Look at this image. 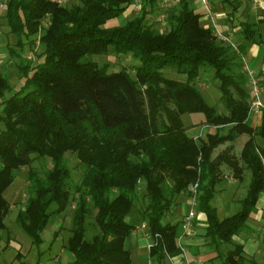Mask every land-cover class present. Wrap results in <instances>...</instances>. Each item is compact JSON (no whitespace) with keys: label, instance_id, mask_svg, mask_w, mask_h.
<instances>
[{"label":"trees","instance_id":"obj_1","mask_svg":"<svg viewBox=\"0 0 264 264\" xmlns=\"http://www.w3.org/2000/svg\"><path fill=\"white\" fill-rule=\"evenodd\" d=\"M136 1L134 16L120 25L104 26ZM155 4L156 0H78L68 7L55 0L3 1L2 18L8 33L16 36V46L32 44L40 33L44 48L36 63L17 66L21 86L9 96L5 92L11 86L0 73V230L10 211L4 192L26 167L28 196L15 219L32 245L41 243L49 220L74 201L65 244L73 259L67 264H134L126 242L135 224L126 217L140 183L146 198L140 218L152 240L147 256L153 264L183 256L178 244L181 224L163 218L178 204V196L189 193L190 183L198 182L197 208L205 221L200 235L212 245L229 243L246 228L264 193V143L257 142L264 140V109L253 125L243 87L246 74L233 73L235 63L242 65L240 55L217 42L212 28L200 25L199 13L186 0L179 1L176 13L167 14V31L154 32L147 20ZM234 10L231 5V13ZM240 26L244 40L254 42L253 24ZM237 47L243 55L245 45ZM9 51L14 52L10 47ZM109 51L139 59L133 76L125 68L107 72L105 65L83 61L87 55ZM165 67L175 68L189 82L209 67L219 81L226 112H217L193 86L165 79ZM186 113L201 114L202 123L226 130L207 132L205 139L197 140L186 131ZM242 134L248 138L238 157L230 148L212 156L219 145ZM67 152L83 169L77 183L72 181ZM38 158L51 161L42 175L31 166ZM239 160L250 172L246 193L239 208L220 219L212 204L220 166L226 165L240 179ZM52 205L56 207L50 209ZM90 205L97 233L87 240ZM244 260L240 243L233 244L222 263Z\"/></svg>","mask_w":264,"mask_h":264},{"label":"rangeland","instance_id":"obj_2","mask_svg":"<svg viewBox=\"0 0 264 264\" xmlns=\"http://www.w3.org/2000/svg\"><path fill=\"white\" fill-rule=\"evenodd\" d=\"M1 2V0H0ZM78 0H69L67 2V6H71L75 3H77ZM196 2V1H195ZM193 0H190V6L193 7L195 10L200 9V4L197 3L196 6L192 5ZM4 7H0V12H4ZM134 11V10H133ZM135 13L132 14L134 16ZM130 16V13L123 12L118 17H115L113 19L108 20L104 26H114V25H120L126 21ZM167 16V14H166ZM152 20L150 17L147 21L149 22ZM168 27V24L166 25ZM168 29V28H167ZM164 30V31H167ZM8 27L5 25V20L0 15V73L5 74L7 76L8 82L11 86V90L5 92V96H9L14 90L19 88L21 86V77L20 72L17 69V66L19 65H25V64H34L39 60V56L44 48V46L39 42L38 38L40 33L33 36V42L32 44H25L24 47L19 48L16 46V36L14 34L8 33ZM8 45V46H7ZM9 47L14 50V52L9 51ZM83 61H92L95 62L98 66L105 65L107 67V72H113L118 71L122 68H125L131 76L134 74V66L138 65L140 63L139 59L134 57L132 54H115L112 51H109L108 54L105 55H87L83 58ZM4 66H3V65ZM242 65L239 63H235L233 66V73L234 74H241L242 72ZM212 70L209 67H203L200 70V75L198 78H196L193 81H187V77L184 74H180L176 72V69L173 67H165L162 70V75L165 79L180 82L183 84H186L188 86H193L201 96L209 103L210 105H214L217 112H226L225 108L222 105V102L220 101V91H219V81L214 80L212 78ZM258 76L261 78L262 83L264 84V71H259ZM245 91L248 94V99H250V87L249 84L246 82L243 85ZM234 96L238 97L237 92L233 91ZM201 114H183L182 120L184 125L186 126V131L189 135L193 136L197 140H203L205 139V134L207 132L214 133L216 131L223 132L226 130L225 128H220L216 126H209L205 123H202ZM252 124L256 125L257 122L260 121L257 118L252 119ZM246 134H242L238 136L235 140L231 142L224 143L222 145H219L213 152L212 156H215L220 151L225 150V148H230V153L234 154L235 156H239L240 149L244 143V140L247 139ZM257 142L262 145L264 143L263 139L257 138ZM67 165L71 168V176L73 183H77L80 180L81 174H82V166L78 163L75 155L71 152H67L65 154ZM239 164L242 167V175L240 179H237L233 172L226 166L221 165V173L222 176L220 178L219 183L216 185V194L213 198L212 204L216 207L218 217L221 219L225 216H228L232 214L236 209L239 208V199H241L247 189V185L250 180V172L248 169L245 168V165L241 160H239ZM31 166L36 168L39 172V174H43L47 168L51 166V161L48 158H38L35 159ZM27 168L22 167L18 173L16 174L15 180L13 183L5 190V196L6 198L11 201H14V208H12V211L8 214L6 217V225L13 229L17 228L21 230V227L18 225V223L15 220L17 211L24 206V203L26 201V198L28 196V177H27ZM168 183H170L168 181ZM191 184V183H190ZM189 184V185H190ZM135 197H134V208L132 209L130 216L128 215L126 217V220L135 219V220H141L140 215L144 207L146 206V198H145V189L144 184L140 183L135 191ZM180 196H186L187 197V203L180 200ZM177 197V202H183L182 204H177L176 206L171 207V210L168 211L167 215L163 218V222H172L175 223L176 221L181 224L180 221H182L181 215L189 209V201H188V193L181 194ZM71 203H74L73 200H71ZM69 203L64 216V224L68 225L69 222L72 221L73 217V211H74V205ZM260 205H264V193L261 194L260 199ZM56 206L52 205L50 209H54ZM91 207V205H90ZM255 214V213H254ZM183 216V215H182ZM94 209L91 207L90 213L86 220V233L85 238L87 240H91L93 235L97 233V227L94 224ZM56 219L51 218L44 228V231L42 232V237L44 240V243H48L53 238V230L54 227L57 226L55 223ZM133 221V220H132ZM248 222V221H246ZM249 226H255V230L257 229V234L252 236L250 234L249 230L244 228L237 236L232 237L231 242L225 243L220 242L218 244H210L208 239H205L200 235V232H202L205 221L204 216L201 214V212L198 210L196 205V216L193 219L192 226L187 233L189 235V238L194 241L195 245L191 243L190 245H186L182 243V240L180 241L181 246L184 249L185 254L182 252V260L185 262H189V256L196 257L198 254L202 255L201 261L202 264H223L222 258L225 256V254L232 250L233 244H240L242 243L244 245V262L243 264H252V262H255L257 264H264V217L254 221L248 222ZM182 231V230H180ZM68 235V234H66ZM148 238L149 245L151 244L152 240L150 237ZM59 242V240H58ZM132 240L129 239V246L131 245ZM256 243V246L254 249L250 248V244ZM148 244L146 247H144L143 251L148 253ZM148 257V256H147ZM134 264H147V262L139 261L136 259V257H132ZM148 264H153V261L149 262ZM164 264H171V261L166 259Z\"/></svg>","mask_w":264,"mask_h":264},{"label":"crops","instance_id":"obj_3","mask_svg":"<svg viewBox=\"0 0 264 264\" xmlns=\"http://www.w3.org/2000/svg\"><path fill=\"white\" fill-rule=\"evenodd\" d=\"M3 1L4 0H1V2ZM68 1L69 0H65V4H67ZM179 1L180 0H156L152 13L148 15V18H152L149 23H152L154 32H166L164 30L168 28L166 26L167 22L166 20L162 22L159 20V17L161 14L176 13L179 8ZM186 1L190 6V0ZM138 2L139 1H136L134 5L128 7L125 12L130 13V16H132V14L135 13L134 7L136 4H139ZM207 2L211 9L210 14L206 12L200 0H193L192 3L193 6L199 3L200 9L195 10L190 6L195 12L199 13L200 25L208 27V25H210V18H212L221 31L229 34L232 42L236 45L240 43L245 45L243 56L247 59L248 64H250L257 73L261 70L264 71V0H207ZM231 5L236 7L233 13H231ZM3 14L4 12H0L1 16ZM241 23L253 24L252 28L255 30L254 42L244 40L241 32ZM4 197L6 198L5 192ZM179 198L180 200L178 201L187 203L186 196H180ZM260 199L261 195L256 205L257 210L255 214L247 220L248 222L254 221L255 219L259 220L264 217V205L259 206ZM6 200L10 203V211H12V208L15 206L14 201H9L7 198ZM182 203L178 202V204ZM64 216L65 212L55 217L57 226L54 227L53 238L48 245L44 243L42 237L44 229L41 232V243L35 246L32 245L30 237L22 228L21 230L16 227L11 229L5 222V228L0 230V264H67L72 261L73 254L65 247L66 241L71 235L70 229L72 221L69 222L68 225H65ZM248 222H246V225L250 234H252V236L256 235L257 229L255 230V226H249ZM133 223L135 227L126 242V246L131 252V257L135 256L139 261L145 260L148 264L150 259L143 249L147 244L149 246V242L148 238L143 236L141 227L145 221L133 219ZM129 239L130 241L132 240L130 246L128 244ZM182 239L183 244L190 245L193 243L195 245L194 241L191 240L187 234L184 235ZM256 243H251L250 248L254 249L257 247ZM195 258L201 261L202 255L198 254L196 257L189 256V262L183 261L181 256L168 258V260L171 261V264H202V262H198Z\"/></svg>","mask_w":264,"mask_h":264},{"label":"built area","instance_id":"obj_4","mask_svg":"<svg viewBox=\"0 0 264 264\" xmlns=\"http://www.w3.org/2000/svg\"><path fill=\"white\" fill-rule=\"evenodd\" d=\"M60 4H65V0H55ZM208 14L211 13L210 6L207 2V0H200ZM0 7L3 8V2H0ZM135 10L138 11L139 4L135 5ZM162 22H165L166 14H161L159 17ZM208 27L212 28L213 34L217 40V42H220L224 45H229L232 49L236 50V52L241 57V63H242V70L246 74L247 82L250 87V99H249V116L251 119L261 118L262 110L264 109V84L261 81V78L258 76V73L256 70L248 64L247 59L245 56L239 53L237 45L230 40V36L227 33H224L221 31L217 25L215 24V21L210 18V25ZM259 122V121H258ZM257 122V123H258ZM188 201H189V209L187 212H185L182 216L181 221V234L178 237V244L183 252L185 254L183 247L180 244L181 239L184 235H186L193 223V219L196 216V205H197V197H198V182L191 183L188 186ZM142 227V233L144 237H149L148 229L145 223L141 225ZM150 246V245H149Z\"/></svg>","mask_w":264,"mask_h":264}]
</instances>
